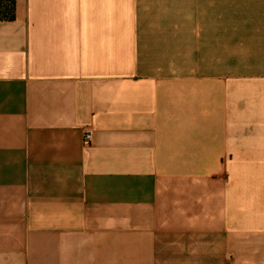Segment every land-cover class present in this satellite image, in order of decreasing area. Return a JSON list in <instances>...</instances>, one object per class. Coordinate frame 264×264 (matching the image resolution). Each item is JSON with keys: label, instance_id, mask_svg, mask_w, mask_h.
Masks as SVG:
<instances>
[{"label": "crops", "instance_id": "1", "mask_svg": "<svg viewBox=\"0 0 264 264\" xmlns=\"http://www.w3.org/2000/svg\"><path fill=\"white\" fill-rule=\"evenodd\" d=\"M0 264H264V0H16Z\"/></svg>", "mask_w": 264, "mask_h": 264}, {"label": "trees", "instance_id": "2", "mask_svg": "<svg viewBox=\"0 0 264 264\" xmlns=\"http://www.w3.org/2000/svg\"><path fill=\"white\" fill-rule=\"evenodd\" d=\"M16 0H0V21H12L15 18Z\"/></svg>", "mask_w": 264, "mask_h": 264}, {"label": "built area", "instance_id": "3", "mask_svg": "<svg viewBox=\"0 0 264 264\" xmlns=\"http://www.w3.org/2000/svg\"><path fill=\"white\" fill-rule=\"evenodd\" d=\"M84 141H85V143H87V144L90 143V141H91V135L86 134V135H85V140H84Z\"/></svg>", "mask_w": 264, "mask_h": 264}]
</instances>
